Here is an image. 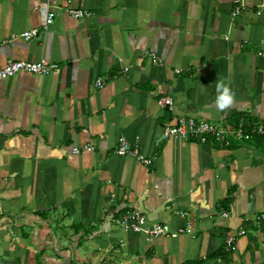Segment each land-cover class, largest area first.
<instances>
[{"label": "crops", "instance_id": "0c3cea01", "mask_svg": "<svg viewBox=\"0 0 264 264\" xmlns=\"http://www.w3.org/2000/svg\"><path fill=\"white\" fill-rule=\"evenodd\" d=\"M257 1L0 0V70L13 61L58 66L0 81V264H264L257 227L229 256L207 259L264 212V153L163 137L180 116L219 128L264 121ZM42 5L56 13L47 28ZM67 6L90 15L74 19ZM33 29L37 36L20 37ZM98 77L108 79L100 90ZM220 80L234 93L225 109L215 102ZM162 97L172 110L157 105ZM122 139L153 166L117 156ZM86 144L93 151L72 153ZM141 205L146 226L123 229L120 215ZM160 223L189 232L154 238Z\"/></svg>", "mask_w": 264, "mask_h": 264}, {"label": "built area", "instance_id": "2783aa9c", "mask_svg": "<svg viewBox=\"0 0 264 264\" xmlns=\"http://www.w3.org/2000/svg\"><path fill=\"white\" fill-rule=\"evenodd\" d=\"M70 2L68 1V4ZM245 9V6L239 3L232 13V18H236ZM256 13H264V0H258L255 5ZM41 15L43 17V26L47 28L52 25L56 19V13L49 11L47 5H42L40 8ZM65 13L74 19H83L89 17V12L76 9L72 6H67ZM38 30L33 29L31 31L24 32L20 35L24 40H29L37 36ZM16 36H12L10 41L15 39ZM264 56V51L262 53ZM150 56L156 63L161 61L152 53ZM58 69V66L54 63H49L45 60L38 62L30 61H13L7 63L0 70V81L14 77L19 73L33 74L38 76H46ZM107 77H98L94 81V87L98 90L105 87L107 83ZM157 105L161 108H167L172 110L174 107V101L170 97H162L157 101ZM264 137V121L247 123L245 120L240 121L234 127L219 128L215 124L200 121L197 122L191 117L180 116L176 119L174 124H167L163 127L164 139L180 138L189 142H194L202 145L216 144L220 147L230 148L233 144H249L252 142L253 137ZM93 151L91 145H83L81 147H74L72 153L75 155L82 154L84 152ZM114 153L119 157H133L137 159L144 167L151 168L154 164V158H143L139 154L138 148L131 146L126 140L122 139L118 146L115 148ZM181 218H185L187 213L179 211L175 213ZM223 216H228V213H224ZM117 222L125 230H131L134 232H140L147 223L146 215L140 212L139 208H134L130 212H126L120 215ZM250 227L260 228L264 234V212L258 213L251 218L244 220V224L240 226L234 233L227 234L225 236L223 249L227 253H231L237 240L246 235L247 229ZM189 232L188 228H179L177 231H172L166 224H156L150 231V235L154 238L169 237L177 234H183Z\"/></svg>", "mask_w": 264, "mask_h": 264}, {"label": "trees", "instance_id": "16d2710c", "mask_svg": "<svg viewBox=\"0 0 264 264\" xmlns=\"http://www.w3.org/2000/svg\"><path fill=\"white\" fill-rule=\"evenodd\" d=\"M244 119L245 118H243V117L235 119L236 125H237V123H239L240 121H243ZM238 145L239 144H236L235 143L232 146L238 147ZM251 145H253L254 147L260 149L264 153V137H257V136L256 137H253V140L251 142ZM159 150L157 151V153L159 152ZM232 201H233L232 198L225 199V200H223V201L220 202V206L222 208H227V206L230 205L232 203ZM122 212H125V210L122 211ZM73 228L75 230H78L79 229V228L77 229L76 226H74ZM85 233H86V231H85ZM229 255H230V253L225 252L224 249L222 248V249L216 251L215 253H213L212 255H210L209 257H207V259H212V258H216V257H223V258H225V257H227ZM184 264H201V262L194 261V262H187V263H184ZM224 264H228V262L225 261Z\"/></svg>", "mask_w": 264, "mask_h": 264}, {"label": "clouds", "instance_id": "9594fccd", "mask_svg": "<svg viewBox=\"0 0 264 264\" xmlns=\"http://www.w3.org/2000/svg\"><path fill=\"white\" fill-rule=\"evenodd\" d=\"M216 104L219 108L225 109L232 105L234 101V93L223 80H220L216 84Z\"/></svg>", "mask_w": 264, "mask_h": 264}, {"label": "water", "instance_id": "95a60500", "mask_svg": "<svg viewBox=\"0 0 264 264\" xmlns=\"http://www.w3.org/2000/svg\"><path fill=\"white\" fill-rule=\"evenodd\" d=\"M139 209H140V212H141L142 214H144V215L146 214V211H144V209H143L142 205L140 206V208H139Z\"/></svg>", "mask_w": 264, "mask_h": 264}]
</instances>
